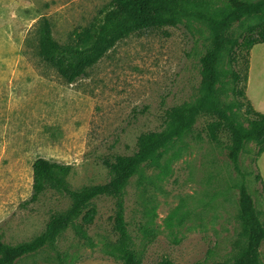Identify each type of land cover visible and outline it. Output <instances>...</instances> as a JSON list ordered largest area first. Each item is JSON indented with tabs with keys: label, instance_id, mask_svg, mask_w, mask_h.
I'll return each mask as SVG.
<instances>
[{
	"label": "rangeland",
	"instance_id": "1",
	"mask_svg": "<svg viewBox=\"0 0 264 264\" xmlns=\"http://www.w3.org/2000/svg\"><path fill=\"white\" fill-rule=\"evenodd\" d=\"M111 1L0 0V233L7 242L41 233L51 214L70 204L68 196L52 190L30 201L37 158L71 165L67 180L73 188L104 183L106 158L133 153L142 132L161 129L168 109L198 95L201 57L211 36L202 22L132 33L74 83L42 56L45 19L65 44L76 29L96 26ZM227 5L214 0L207 10L220 13ZM262 19L246 20L236 33ZM224 68L223 100L248 127L233 89V69L243 75L244 65L234 67L226 59ZM211 120L201 115L193 131L167 151L161 167L146 168L147 184L139 183L140 174L130 179L126 220L141 264L224 260L241 231L242 181L264 221L255 142H247L241 153L243 178L228 155L227 133H221L219 144L209 138ZM95 202L98 214L87 229L91 243L70 228L57 241L64 261L44 249L16 264H124L108 252V243L116 239L114 199ZM260 254L264 263V241Z\"/></svg>",
	"mask_w": 264,
	"mask_h": 264
},
{
	"label": "trees",
	"instance_id": "2",
	"mask_svg": "<svg viewBox=\"0 0 264 264\" xmlns=\"http://www.w3.org/2000/svg\"><path fill=\"white\" fill-rule=\"evenodd\" d=\"M213 1L112 0L96 26L76 29L65 44L55 38L51 22L44 20L41 54L57 67L69 83L87 76L89 67L96 65L119 41L135 32L167 26L179 27L198 21L210 29L211 36L201 57L202 79L197 97L168 109L165 125L159 130L142 132L133 153L106 158L104 163L109 174L106 182L73 188L67 180L71 165L44 157L34 161L30 201H37L41 195L52 190L68 196L70 204L65 209L53 212L45 230L28 240L10 243L0 233V264H16L19 259L44 249L53 250L58 259L64 261L57 241L70 228L79 238L91 243L87 229L98 214L95 200L100 197L114 199L112 228L116 239L108 243V252L124 264H141L142 258L135 248L126 220L130 179L140 174V184L151 181V177L145 175V169L161 167L167 151L193 131L203 114L212 117L206 126L212 141L219 144L221 133H227L230 139L228 155L243 178L246 174L241 169L240 156L247 142H255L253 162L256 179L262 185L264 196V178L257 165L264 152V114L254 108L246 93L251 49L264 42V0H227L228 5L223 11L211 13L207 7ZM256 17L263 19L236 33L238 25ZM226 59L234 67L241 62L244 65L243 75L237 68L233 69V89L236 106L243 112L248 127L239 122L232 111L233 106L223 100ZM239 197V237L224 260L211 264H264L260 254L264 241V221L243 181L239 186Z\"/></svg>",
	"mask_w": 264,
	"mask_h": 264
},
{
	"label": "crops",
	"instance_id": "3",
	"mask_svg": "<svg viewBox=\"0 0 264 264\" xmlns=\"http://www.w3.org/2000/svg\"><path fill=\"white\" fill-rule=\"evenodd\" d=\"M246 93L254 108L264 114V42L251 49ZM258 162L264 178V152Z\"/></svg>",
	"mask_w": 264,
	"mask_h": 264
}]
</instances>
